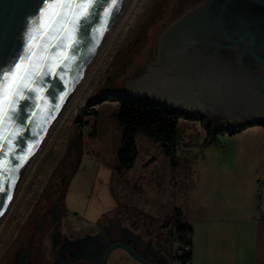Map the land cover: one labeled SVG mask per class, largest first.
Masks as SVG:
<instances>
[{"label":"rangeland","instance_id":"obj_1","mask_svg":"<svg viewBox=\"0 0 264 264\" xmlns=\"http://www.w3.org/2000/svg\"><path fill=\"white\" fill-rule=\"evenodd\" d=\"M193 2H132L3 218L0 257L6 240L17 235L36 205L40 210L58 202L64 223L80 227L111 217L120 208L137 209L136 215L143 218L150 211L159 216L173 205L185 203L190 183L197 179L182 183L178 164L165 155L160 144L143 135L136 140L139 154L135 167L119 173V151L125 138L118 119L120 106L112 100L101 102L100 97L105 90L126 91L130 79L147 71L156 57L161 33ZM203 115L228 120L211 112ZM179 136V167L189 177L202 174L198 181L200 201L211 192L220 193L227 183L241 180L248 160L254 162L251 172L259 169L264 174V146L245 145L262 140L253 131L237 135L226 132L207 145L201 121L181 118ZM234 186L238 201L242 191L235 182Z\"/></svg>","mask_w":264,"mask_h":264},{"label":"water","instance_id":"obj_2","mask_svg":"<svg viewBox=\"0 0 264 264\" xmlns=\"http://www.w3.org/2000/svg\"><path fill=\"white\" fill-rule=\"evenodd\" d=\"M133 1L117 0L105 18L111 0H96L77 44L67 50L69 59L57 55L65 49H52L33 85L41 91H26L9 113L12 120L0 124L13 149L0 151L6 188L0 225ZM43 6L44 0H0V72L24 54ZM126 92L181 111L223 115L235 126L264 122V0H203L189 8L161 33L152 65L128 81ZM4 168L12 171L4 174Z\"/></svg>","mask_w":264,"mask_h":264},{"label":"flooded vegetation","instance_id":"obj_3","mask_svg":"<svg viewBox=\"0 0 264 264\" xmlns=\"http://www.w3.org/2000/svg\"><path fill=\"white\" fill-rule=\"evenodd\" d=\"M39 208L31 210L13 240H6L0 264H179L180 220L174 209L141 218L137 209L120 208L77 227L64 223L58 202Z\"/></svg>","mask_w":264,"mask_h":264},{"label":"crops","instance_id":"obj_4","mask_svg":"<svg viewBox=\"0 0 264 264\" xmlns=\"http://www.w3.org/2000/svg\"><path fill=\"white\" fill-rule=\"evenodd\" d=\"M248 131L261 136L262 140L248 141L245 145L263 147L264 126L254 125L238 133ZM179 161L177 156L179 180L183 183L197 179L190 183L185 203L170 208L180 213L193 229L192 264H264V220L259 219L257 209L256 176L260 171L251 172L254 162L248 160L247 172L241 180L234 181L242 191L238 201L234 182L227 183L220 193L211 192L200 201L198 181L202 174L189 177L188 172L179 167ZM195 162L194 159L191 163Z\"/></svg>","mask_w":264,"mask_h":264},{"label":"snow or ice","instance_id":"obj_5","mask_svg":"<svg viewBox=\"0 0 264 264\" xmlns=\"http://www.w3.org/2000/svg\"><path fill=\"white\" fill-rule=\"evenodd\" d=\"M116 3L117 0H111L104 9L105 18L110 16ZM95 4L96 0H44L39 17L33 21V27L27 34L24 54L10 68L0 72V124L4 120H12L9 113L16 111L14 105L19 100L26 99V91H41L33 85L37 84L38 78L43 75L42 69L46 67V60L52 56V49H65L62 54L57 52V55L62 60L69 59L67 50L77 44V33L81 22H86L93 14ZM34 58L39 62H34ZM71 58L75 59L74 56ZM5 145L8 146V151L13 150L11 140L7 136L0 135V151L5 149ZM11 171L12 169L8 168L2 170L4 174ZM11 182L14 184V180ZM5 191L4 182L0 179V193ZM7 198L10 200L11 195Z\"/></svg>","mask_w":264,"mask_h":264},{"label":"trees","instance_id":"obj_6","mask_svg":"<svg viewBox=\"0 0 264 264\" xmlns=\"http://www.w3.org/2000/svg\"><path fill=\"white\" fill-rule=\"evenodd\" d=\"M107 100L119 103V123L124 130V144L119 151V173L122 175L135 167L138 158L136 140L143 135L151 141L160 144L165 155L176 162L179 146V123L181 118L201 121L207 132L205 143L213 144L220 134L229 132L234 135L254 125H263L262 121H250L239 126L232 125L225 118L207 117L203 114H191L157 101L142 98L126 91L105 90L100 101ZM176 212L180 220L181 245H191L192 250L184 252L179 257V264H192L193 229Z\"/></svg>","mask_w":264,"mask_h":264},{"label":"built area","instance_id":"obj_7","mask_svg":"<svg viewBox=\"0 0 264 264\" xmlns=\"http://www.w3.org/2000/svg\"><path fill=\"white\" fill-rule=\"evenodd\" d=\"M257 180V209H258V215L259 219L264 220V174L258 173L256 176ZM181 243V240H180ZM192 246L191 245H186L183 246L181 245L180 248V255H182L184 252L191 251Z\"/></svg>","mask_w":264,"mask_h":264}]
</instances>
